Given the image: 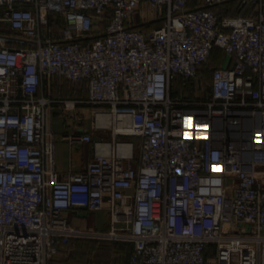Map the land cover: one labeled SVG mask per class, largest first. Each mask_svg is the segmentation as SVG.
<instances>
[{"label":"built area","instance_id":"2783aa9c","mask_svg":"<svg viewBox=\"0 0 264 264\" xmlns=\"http://www.w3.org/2000/svg\"><path fill=\"white\" fill-rule=\"evenodd\" d=\"M190 1L0 0V264H52L82 236L132 242L129 264H264V0H240L238 15L223 13L230 0ZM147 10L161 26H136ZM215 47L228 62L207 83ZM54 76L88 98H53ZM56 102L77 120L90 106L102 133L66 136L95 151L65 176ZM82 206L107 210L111 229L73 225Z\"/></svg>","mask_w":264,"mask_h":264},{"label":"crops","instance_id":"0c3cea01","mask_svg":"<svg viewBox=\"0 0 264 264\" xmlns=\"http://www.w3.org/2000/svg\"><path fill=\"white\" fill-rule=\"evenodd\" d=\"M226 60L227 56L221 64ZM206 82L210 83L211 78ZM46 91L55 99L65 98L85 101L88 98L85 82L73 83L63 76H54ZM75 111L80 113L81 120L76 119V114L73 111H67L63 103L56 102L51 109L50 125L55 134L56 167L61 176H65L69 172L83 170L93 158L95 151L93 142L74 144L66 136L74 132H91L93 133V137L98 139L102 135L101 131L93 128L92 108L90 106L80 103L75 108ZM106 135L110 136L111 132H107ZM104 211L108 216L107 210L92 212L81 208L68 211L66 215L73 225L81 229L88 231H109L111 229L110 215L109 218L107 217L108 220H105ZM72 239H92L97 241L93 252L90 256H86V260H78L72 264H86L88 261L90 263L91 259H99L103 254L108 264H129L128 261L133 250V243L130 241L86 236L74 237ZM51 263L67 264L59 260V258L52 260Z\"/></svg>","mask_w":264,"mask_h":264},{"label":"trees","instance_id":"16d2710c","mask_svg":"<svg viewBox=\"0 0 264 264\" xmlns=\"http://www.w3.org/2000/svg\"><path fill=\"white\" fill-rule=\"evenodd\" d=\"M195 3H200V0L190 1L191 6ZM210 8L216 7L212 6ZM222 10L226 15H238L240 13V0H230L226 2L223 5ZM161 24L162 19L153 21L152 28L159 27ZM52 27H55L57 32L61 29V27H63V20L60 15H52ZM225 57L226 54L223 49L219 47L214 48L209 61L204 63L200 68V71L206 81L211 78L213 68L221 65ZM175 87L182 88L185 93L190 94L189 87L183 86L181 78L177 79ZM96 244L97 241L92 239H71L66 247V250L57 255L54 259L59 258V260L64 261L67 264H72L78 260H84L86 256L91 255Z\"/></svg>","mask_w":264,"mask_h":264},{"label":"rangeland","instance_id":"374dc122","mask_svg":"<svg viewBox=\"0 0 264 264\" xmlns=\"http://www.w3.org/2000/svg\"><path fill=\"white\" fill-rule=\"evenodd\" d=\"M147 11H148L147 15H148L149 18H152V21L148 22L147 24H142L141 21H140L139 16L136 14L135 15V21L137 23V25H136L137 27H141L143 29H149V28H152L153 21L159 20L158 18H154V17H156V13L154 11H151V10H147ZM1 15H2V9L0 8V16ZM52 28H53V32L56 35H59V31L57 32L55 27H52ZM0 29L3 30V31H8L7 26L4 23H2V22H0ZM96 31H97V29H96ZM227 62H228V60L225 61L224 63H227ZM121 138L122 139H127V140H135V141L138 140L136 137H121ZM103 213H104L103 214L104 215V219L108 220L109 215L107 216V214H105V211ZM106 223H107V221H106ZM99 259L98 258L91 259L90 263L88 261V263H86V264H108L104 254H103V256H100Z\"/></svg>","mask_w":264,"mask_h":264},{"label":"bare ground","instance_id":"6f19581e","mask_svg":"<svg viewBox=\"0 0 264 264\" xmlns=\"http://www.w3.org/2000/svg\"><path fill=\"white\" fill-rule=\"evenodd\" d=\"M107 116L105 115H102L100 117V121L102 123H106L109 119L106 118ZM118 130H126V131H129L130 130V126H129V123H128V118L127 117H124V116H121L120 117V120H119V124H118Z\"/></svg>","mask_w":264,"mask_h":264},{"label":"water","instance_id":"95a60500","mask_svg":"<svg viewBox=\"0 0 264 264\" xmlns=\"http://www.w3.org/2000/svg\"><path fill=\"white\" fill-rule=\"evenodd\" d=\"M81 209H83V210H84V209H86V207H85V206H82V207H81ZM248 227H250V226H248Z\"/></svg>","mask_w":264,"mask_h":264}]
</instances>
